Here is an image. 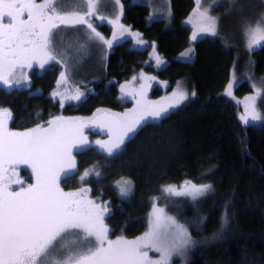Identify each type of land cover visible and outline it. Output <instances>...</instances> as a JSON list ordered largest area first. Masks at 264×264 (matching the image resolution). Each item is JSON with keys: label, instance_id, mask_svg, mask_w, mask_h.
<instances>
[{"label": "trees", "instance_id": "1", "mask_svg": "<svg viewBox=\"0 0 264 264\" xmlns=\"http://www.w3.org/2000/svg\"><path fill=\"white\" fill-rule=\"evenodd\" d=\"M170 4L168 25L164 20L149 22L145 4L123 8L122 23L139 32L148 46L134 49L129 39L114 40L111 48L106 47L104 69L99 68L90 79L73 80L87 81L79 100L61 105L53 97L64 73L61 63L54 62L39 72L33 70L30 79L19 86L0 85V108L12 113L11 130L25 131L37 124L47 126L57 116L90 118L98 109L129 112L136 100L122 91L121 96L120 90L132 77L133 83L143 86L147 100L158 99L185 79L195 95L159 119L147 118L115 156L108 157L95 144L109 139L108 129L86 126L83 134L90 147L74 151L78 174L62 178L61 187L90 189L93 200L107 203L109 236L131 239L146 231L152 200L166 186L186 180L210 184L212 190L196 201L178 197L167 204L187 225L190 235L200 240L188 264H264V126L244 124L239 107L221 94L229 79L233 48L217 38H200L193 43L192 60L178 58L190 44L191 30L183 21L195 8V1L170 0ZM108 27L101 28L105 36ZM150 47L167 60L164 67L153 66ZM245 57L253 74L264 76V44ZM250 90L249 83L242 81L237 93ZM85 171L90 175L82 183L80 175ZM30 173L29 168H20L25 183L32 181ZM121 178L132 182L126 199L118 195L116 187Z\"/></svg>", "mask_w": 264, "mask_h": 264}, {"label": "snow or ice", "instance_id": "2", "mask_svg": "<svg viewBox=\"0 0 264 264\" xmlns=\"http://www.w3.org/2000/svg\"><path fill=\"white\" fill-rule=\"evenodd\" d=\"M100 0H74L73 10H64V0H0V84L9 87L27 82L24 69L34 65L44 69L50 62H57L53 54L56 35L65 29L86 25L90 29L89 39H99L109 48L118 37L106 39L86 18L97 14ZM120 4V0H115ZM193 17L201 33L213 36L219 34L220 18L209 14V8H201V0H195ZM217 6L225 5L222 0H212ZM233 10L236 0H231ZM86 7V11L80 10ZM121 5V10H122ZM103 22V17L100 18ZM192 22V17L189 18ZM110 24L117 21L110 20ZM120 35L125 31L123 25ZM243 33L249 51L264 42V14L255 23L245 21ZM139 37V33L133 34ZM193 39L197 34L193 33ZM137 43L144 41L137 39ZM157 64L162 61L156 57ZM19 71V75L17 72ZM61 78L65 74L61 73ZM143 78V77H142ZM148 79H154L149 77ZM233 84L228 85L231 96ZM122 91L125 87L122 86ZM54 95H61L59 92ZM79 90L66 99L79 100ZM195 95V92L192 93ZM136 107L126 113H112L98 109L90 118L54 117L47 126L37 124L25 131H13L8 127L12 113L0 108V264H172L174 256L183 255L195 243L188 230L167 216L163 208L153 205L150 227L142 236L128 240L123 236L109 238L105 217L109 214L107 205L89 199L88 188L65 191L62 178L78 174L74 151L90 147L83 134L86 126L97 125L107 128L109 139L97 140L95 144L108 157L118 154L130 134L147 118L159 119L171 108L188 99V94L174 93L164 101H149L142 89L132 93ZM253 106L256 96L248 98ZM61 105L64 99L60 101ZM103 114V118L101 116ZM248 123L247 117H242ZM251 119L261 116L253 107ZM31 170L32 183L19 178V166ZM90 173L80 175L83 183ZM99 176V172H95ZM16 185V188H13ZM178 190L174 185L163 191L171 196H189L193 201L212 190L210 184L184 182ZM119 192L128 196L132 182L125 178L117 181ZM224 223H227L225 217ZM71 238V239H69ZM154 251L159 258L153 259Z\"/></svg>", "mask_w": 264, "mask_h": 264}, {"label": "rangeland", "instance_id": "3", "mask_svg": "<svg viewBox=\"0 0 264 264\" xmlns=\"http://www.w3.org/2000/svg\"><path fill=\"white\" fill-rule=\"evenodd\" d=\"M130 2L134 4L135 3L145 4L149 7V15H148L149 22H151L152 20H164L166 25H168L171 21L172 10H171L170 0H130ZM222 2L225 5H229V6H217L212 3V0H201V8L208 7L210 15L220 18L219 34L216 36H213L208 33H201L199 31V28L196 23V19L195 17H193V11L185 18L183 24L187 26L189 25L188 27L191 30L190 38H189L190 44L188 48H186L178 55V58L181 60H192L194 57L192 54L193 43L200 38H217L220 41H222L226 46L233 48L234 59L230 68L229 79L224 89L222 90L221 94L231 99L239 107L240 118L247 117L248 123H245L244 120L241 119L244 124L264 126V76H256L252 72V68H251L252 64L248 59V57H245V54L249 52V49L247 48V41L243 33V25L245 21L255 23V21L260 18L261 14H264V0H236L237 7L235 8V10H233V7L230 6L231 0H222ZM73 3L74 0H64V5H63L64 10L67 11L73 10ZM118 6L119 5L115 3V0H100V3L98 4L97 7V14L94 15L92 18L91 17H86V18L94 25V27H96L100 25V23L102 22L100 18L103 17L104 18L103 22L111 27L112 33L114 32L116 33L118 37L117 40H121L123 38H128L131 40V44H130L131 48L142 49L148 46V43L142 38L141 34L137 31L128 30L129 32L125 31L123 35H120L121 29L119 26L123 25V23H121L120 20V13ZM195 7H196V3H195ZM80 10L86 11L87 9L86 7H82ZM190 17H192L191 23L189 22ZM110 20H115L117 21V23L110 24L108 23V21ZM135 33L140 34L138 38L133 35ZM193 33L197 34L196 39L192 38ZM89 35H90V29H88L86 25H78L75 28H68L63 31H60L54 39L53 54L57 56V60L61 63L65 74V78L62 79L60 77L56 88L52 92L53 97L59 101H61V99H64V103L77 101V100L66 99V97L75 95L77 90H79L81 93L84 94L85 91L87 90L86 87L87 81L82 83H77L73 80L81 77L90 79L91 77L97 75V71L99 70V68H101V70L104 69L105 66L104 63L107 57L106 55L107 45L104 44L103 41H100L99 39H89ZM103 36L105 37L104 34ZM137 39L144 41V43L143 44L137 43ZM262 44H264V42H262ZM258 47L259 46H254L252 50ZM157 56H159L157 51L153 47H150L149 58L151 59L153 66L157 69H160L167 64V60L159 56L162 62L158 65L156 61ZM23 71L28 76V80H29L32 70L25 68ZM17 75H19V71L17 72ZM242 81H247L251 86V90L245 93L238 94L237 93L238 85ZM23 83L25 82H22L21 84ZM230 83L233 84V88L231 89L232 91L231 96L227 95L228 85ZM187 85L188 83L185 79H180L170 91L166 92L158 99L155 100L149 99V101H164L167 98H172L174 93L179 94L181 92L187 93L189 99L190 97L193 96L192 95L193 92L192 93L189 92ZM122 86L125 87V91L120 90V94L122 91V94L127 98H133L132 93L133 92L138 93L143 87L142 85H136V83H133V77L128 82L122 84L121 88ZM7 88H9V86H7ZM57 92H59L61 95H54V93ZM252 96L257 97L254 106L252 102L248 99L249 97ZM186 100L181 101L178 104V106H180ZM178 106L169 109V111L176 109ZM253 107L255 108L256 112H258L259 115L261 116L260 120L253 121L251 119V112ZM23 166L24 165H21L18 168V175L19 178L22 180H24V178L21 177L20 175V168ZM32 182L34 181L32 180L31 182L28 183H32ZM196 185H200V184H196ZM16 187H17L16 185H13V188ZM116 187L118 189V195L122 199L128 198L133 189V187L131 186V192L129 193V195L122 196L119 192V188L117 184ZM183 187H185L184 183L176 186L178 190L182 189ZM77 190L79 189L65 190V191H77ZM87 196L89 199H92L90 197L89 192L87 193ZM178 197H186L193 202V200L189 196H171L168 193H165L164 191L162 192V195L157 196L152 200L151 208L148 214V227L146 231H148L150 227V218L154 204L157 207L163 208L167 216L175 218L177 223L183 225L188 230L187 225L180 222L176 214L167 209V204H170V201L172 199ZM159 199H162L164 202L162 204L159 203ZM96 202L103 205H107V203H103L100 201H96ZM145 232L128 240H133L139 236H142ZM116 237L118 236H114V237L109 236L110 239H115ZM191 238L193 241H195V243L191 245L183 255L174 256L172 259V264H188L191 251L195 249L200 242V240H198L197 238H193L192 236ZM149 255L153 259L159 258V254L155 253L154 251L150 252Z\"/></svg>", "mask_w": 264, "mask_h": 264}, {"label": "flooded vegetation", "instance_id": "4", "mask_svg": "<svg viewBox=\"0 0 264 264\" xmlns=\"http://www.w3.org/2000/svg\"><path fill=\"white\" fill-rule=\"evenodd\" d=\"M37 2L39 3V2H42V0H37ZM130 5V4H133V3H131L130 2V0H120V4H117V5H119L118 7H119V13H120V20H121V18H122V10H123V8L126 6V5ZM121 5L123 6L122 7V10H121ZM93 16H91V18H92ZM121 23H122V20H121ZM106 23H104V22H101L100 23V25L99 26H96V30L98 31V32H100L102 35L104 34L105 35V33L103 32V30L101 29V28H103V26L105 25ZM107 25V24H106ZM124 25V24H123ZM94 26V25H93ZM108 26V25H107ZM124 27L127 29V30H130V29H128L125 25H124ZM109 28V35L108 36H105V38L106 39H112V37H113V33H112V31H111V27L109 26L108 27ZM127 32H129V31H127ZM123 39H128V38H123ZM122 40V39H121ZM130 40V39H129ZM120 41V40H119ZM114 42L115 41H113V44H114ZM54 62H50V65L51 64H53ZM50 65H46L45 66V68L46 67H49ZM32 71L33 70H37L38 72L39 71H41L42 69L41 68H39L37 65H34L33 66V68L31 69ZM31 71V72H32ZM0 85H2V84H0ZM7 86V85H6Z\"/></svg>", "mask_w": 264, "mask_h": 264}, {"label": "bare ground", "instance_id": "5", "mask_svg": "<svg viewBox=\"0 0 264 264\" xmlns=\"http://www.w3.org/2000/svg\"><path fill=\"white\" fill-rule=\"evenodd\" d=\"M161 2V1H160ZM162 4V3H161ZM126 5V4H125ZM160 12H161V10H160ZM164 12V11H163ZM165 13V12H164ZM170 16V15H169ZM187 24V23H186ZM189 26V25H188ZM198 40V39H197ZM158 49V48H157ZM191 52V51H190ZM162 55V54H161ZM162 57V56H161ZM148 74V73H147ZM153 76H155V75H153ZM180 84V83H179ZM182 186V185H181ZM191 254V253H190ZM191 256V255H190Z\"/></svg>", "mask_w": 264, "mask_h": 264}]
</instances>
